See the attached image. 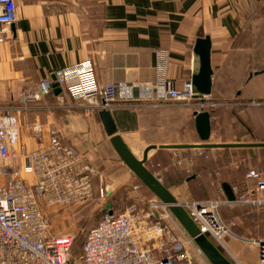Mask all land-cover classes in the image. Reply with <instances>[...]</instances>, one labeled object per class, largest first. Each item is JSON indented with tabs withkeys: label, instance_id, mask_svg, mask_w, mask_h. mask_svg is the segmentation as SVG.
<instances>
[{
	"label": "crops",
	"instance_id": "1",
	"mask_svg": "<svg viewBox=\"0 0 264 264\" xmlns=\"http://www.w3.org/2000/svg\"><path fill=\"white\" fill-rule=\"evenodd\" d=\"M16 3L17 20L7 29L8 39L0 43V114L7 109L16 114L25 148L44 147L49 142L50 130L56 129L62 141L76 147L93 166L101 169L102 175L111 166L112 154H118L100 110L87 113L86 103L74 100L63 88L59 91L54 88L45 98L19 108L26 84L34 85L54 76L56 69L90 60L100 84L126 85L125 99L117 101L109 111L116 133L133 153L142 158L148 146L156 145L148 153L147 167L149 162L160 165L163 157L183 166L182 175L172 179L174 189L189 190L192 194L191 185L196 184L200 174L187 176L186 171L192 168L203 171L208 180L216 177L218 165L210 169L208 163L199 160L209 150L264 154V147H160L202 142L196 127V111L165 100L160 83L171 79L177 89H182L185 81L192 79L194 45L198 37L206 35L211 38L214 71L212 92L206 102L230 105L223 116L221 108L200 110L211 113L209 141L264 143V103L256 104V100L264 101V0H16ZM161 53H166L165 63L161 62ZM138 82L152 83V88L131 86ZM36 122L42 125L39 135L32 129ZM226 126L231 130H226ZM118 159L121 166L129 169L119 156ZM157 177L178 197L165 178ZM224 183H229L234 193L238 187L224 180L217 188L222 199L232 204ZM239 189L243 191L245 185ZM258 238L264 236L233 232L226 238V247L221 248L236 264H257V247L251 240ZM245 245L253 249L252 253L245 251Z\"/></svg>",
	"mask_w": 264,
	"mask_h": 264
},
{
	"label": "built area",
	"instance_id": "2",
	"mask_svg": "<svg viewBox=\"0 0 264 264\" xmlns=\"http://www.w3.org/2000/svg\"><path fill=\"white\" fill-rule=\"evenodd\" d=\"M16 20V0H0V43L8 39L7 29ZM160 59L165 63L166 53H161ZM53 75L34 85L26 84L20 98L23 105L19 108L45 98L54 90V82L74 100L85 102L87 113L109 110L125 99L126 85L100 84L90 60L56 69ZM160 84L163 98L168 101H198L203 105L209 99L196 96L191 79L185 81L182 89L167 78ZM131 86L150 90L152 83L138 82ZM32 129L39 135L42 125L36 122ZM99 173L76 147L62 141L56 129L50 130L49 142L44 147L25 148L16 114L8 109L1 113L0 264H197L194 252L203 253L185 229L182 228L183 239L179 240L164 223L145 220L130 207L119 212L110 210L89 229L81 252L74 254L75 236L56 234L47 209L94 200V178ZM247 178L255 179V187L246 183L243 191L235 189L236 199L232 202L264 206V172L251 169ZM181 204L203 234L226 247V238L233 232L219 215L218 201L188 200ZM145 238L159 239L157 249L145 245ZM251 242L257 247V264H264V238Z\"/></svg>",
	"mask_w": 264,
	"mask_h": 264
},
{
	"label": "rangeland",
	"instance_id": "3",
	"mask_svg": "<svg viewBox=\"0 0 264 264\" xmlns=\"http://www.w3.org/2000/svg\"><path fill=\"white\" fill-rule=\"evenodd\" d=\"M177 103H181L193 111L221 108L220 115L222 116L225 113L224 109L230 107V105H226L225 102L221 101H219L220 104L218 101H214L211 105L208 104L209 102L202 105L198 101ZM247 103L248 101L245 102V104ZM259 103L262 104L264 101L256 100V104ZM19 105L22 106L23 103L20 101ZM228 128L227 126L225 127L226 130ZM224 134H227V132ZM248 138L251 137L248 136ZM214 141L215 139H211V142ZM194 151L195 153H202L201 151L203 150ZM209 151L207 155L201 156L199 160L200 162L208 163L207 167L210 169H215L218 165V174L216 177L213 176V178L208 180L203 171L197 170L196 172L193 168L188 172L186 171L187 176L200 173L196 177V184L191 185L192 194L188 193L189 190L174 189L175 184L172 182V179L176 180L182 175L181 169H183V166L178 164L177 166L171 160L163 157L160 159V165L149 162L148 167L156 176L165 178L166 182L173 188L172 190L178 194L177 199L180 203L188 200H197V198L201 199L198 201H218L219 215L233 232L237 235L264 236V206L241 202L227 204L217 190L219 183L224 180L232 182L238 188L246 183L249 184V187H255V179H248L247 174L251 169L257 172H264L263 152L248 153L247 151L227 150L226 152L219 153L217 150ZM214 158H218L219 161L215 163ZM98 169L100 173L94 178V180L96 179L94 184V200L86 203L51 206L47 209L53 231L56 234L71 233L75 236L74 254L81 252L82 242L89 229L104 218L110 210L119 212L128 207L139 213L145 220H151L152 222L161 221L170 229V233L174 237L179 240L183 239L181 233L183 227L169 208L160 204V200L129 169L121 166L117 155L112 154V164L110 167L105 168L103 175L101 169L99 167ZM234 169H238V171ZM148 214L150 217L146 216ZM164 239L167 240V237L165 236ZM144 242L145 245L150 246L152 249H157L159 239L152 238L151 240H147L145 238ZM244 249L247 253H252L253 251L252 248L246 245ZM194 261L197 264H211L203 254L197 252H194Z\"/></svg>",
	"mask_w": 264,
	"mask_h": 264
},
{
	"label": "water",
	"instance_id": "4",
	"mask_svg": "<svg viewBox=\"0 0 264 264\" xmlns=\"http://www.w3.org/2000/svg\"><path fill=\"white\" fill-rule=\"evenodd\" d=\"M211 38L209 35L198 37L194 45L195 68L192 75L193 91L196 96H210L213 86V68L211 66ZM55 79V77H53ZM57 91L61 89L57 82H54ZM100 115L106 126V130L111 135L110 141L120 159L127 167L140 179L146 187L164 204H166L178 222L182 225L189 236L202 251L204 256L211 264H236L211 240L203 234L191 217L186 208L179 202L177 197L169 190L165 184L147 167L148 153L151 149L157 148L156 145L148 146L142 158L137 157L128 147L121 135L116 133L109 110L100 111ZM196 127L201 143L192 144H170L160 145L161 148L171 149H211V148H230V147H264V143H214L210 142L211 135V113L209 111H196ZM224 190L228 199H236L235 193L229 183H224Z\"/></svg>",
	"mask_w": 264,
	"mask_h": 264
},
{
	"label": "trees",
	"instance_id": "5",
	"mask_svg": "<svg viewBox=\"0 0 264 264\" xmlns=\"http://www.w3.org/2000/svg\"><path fill=\"white\" fill-rule=\"evenodd\" d=\"M211 240H213L215 242V240L210 236V235H207ZM215 244L223 251V249L215 242ZM224 252V251H223ZM225 253V252H224ZM226 255V254H225Z\"/></svg>",
	"mask_w": 264,
	"mask_h": 264
}]
</instances>
